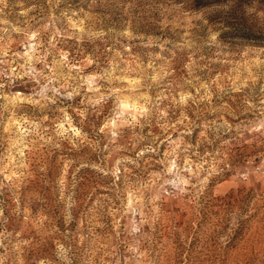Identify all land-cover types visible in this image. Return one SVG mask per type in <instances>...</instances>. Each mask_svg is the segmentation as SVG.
Returning a JSON list of instances; mask_svg holds the SVG:
<instances>
[{
    "label": "rangeland",
    "instance_id": "rangeland-1",
    "mask_svg": "<svg viewBox=\"0 0 264 264\" xmlns=\"http://www.w3.org/2000/svg\"><path fill=\"white\" fill-rule=\"evenodd\" d=\"M0 264H264V0H0Z\"/></svg>",
    "mask_w": 264,
    "mask_h": 264
},
{
    "label": "clouds",
    "instance_id": "clouds-1",
    "mask_svg": "<svg viewBox=\"0 0 264 264\" xmlns=\"http://www.w3.org/2000/svg\"><path fill=\"white\" fill-rule=\"evenodd\" d=\"M183 179H178L177 181H175L174 183H173V186L174 187H180V185H182L183 184Z\"/></svg>",
    "mask_w": 264,
    "mask_h": 264
}]
</instances>
